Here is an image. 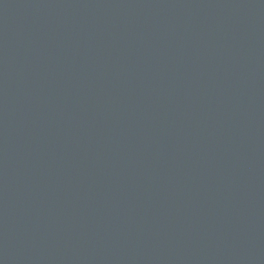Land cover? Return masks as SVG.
Here are the masks:
<instances>
[{
	"label": "water",
	"instance_id": "water-1",
	"mask_svg": "<svg viewBox=\"0 0 264 264\" xmlns=\"http://www.w3.org/2000/svg\"><path fill=\"white\" fill-rule=\"evenodd\" d=\"M0 264H264V0H0Z\"/></svg>",
	"mask_w": 264,
	"mask_h": 264
}]
</instances>
